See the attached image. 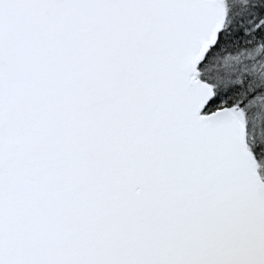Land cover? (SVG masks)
I'll use <instances>...</instances> for the list:
<instances>
[{"label":"snow or ice","instance_id":"snow-or-ice-1","mask_svg":"<svg viewBox=\"0 0 264 264\" xmlns=\"http://www.w3.org/2000/svg\"><path fill=\"white\" fill-rule=\"evenodd\" d=\"M0 264H264V0H0Z\"/></svg>","mask_w":264,"mask_h":264}]
</instances>
